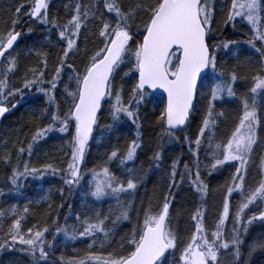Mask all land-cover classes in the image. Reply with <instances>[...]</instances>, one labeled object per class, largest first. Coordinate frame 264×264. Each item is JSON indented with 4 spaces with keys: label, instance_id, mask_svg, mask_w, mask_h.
<instances>
[{
    "label": "snow or ice",
    "instance_id": "obj_1",
    "mask_svg": "<svg viewBox=\"0 0 264 264\" xmlns=\"http://www.w3.org/2000/svg\"><path fill=\"white\" fill-rule=\"evenodd\" d=\"M61 4L63 15L50 12L53 0H13L0 15V118L29 93H38L43 100L32 112L30 135L20 139L21 129L11 151L6 150L8 140L0 137V168L8 173L5 184L10 189L8 193L0 189V197L11 195V190L21 193L28 179L51 173L59 174L70 192L86 186L87 202L83 213L73 214L69 205L63 224L59 209L64 205L49 203L43 226H28L31 201L22 209L0 206V264H5V254L14 252L27 257L28 264H259L256 257L264 258V0H61ZM218 15L224 26L248 27L245 43L258 60L248 57L233 66L219 64L217 53L239 42L216 41ZM36 23L45 27L44 43L21 50L24 28L31 35ZM52 49L57 51L50 68ZM28 59L35 64L25 63ZM244 68L248 71L242 75ZM129 80L135 83L126 93ZM238 84L246 89L239 95ZM232 100L242 107L231 129L219 137L229 119L224 106ZM149 105L154 106L153 125L159 129L151 165L161 167L165 141H185L188 149L183 170L181 158H173L162 181L166 190L154 187L151 193L145 187L148 173L136 166L138 150L144 147L141 112L146 113ZM105 113L110 122L102 125ZM197 117L192 137L178 135ZM124 124L136 131L121 150L112 140H118ZM56 134L62 142L58 151L69 157L66 168L53 163L33 166L29 161L37 148ZM93 144L108 150L104 162L89 169L86 158ZM113 164H118L120 176ZM226 171L224 183L214 189L220 203L209 228L205 205L213 189L203 177ZM185 180L200 201L191 223L182 228L179 217L188 210L174 204L173 189L179 191ZM142 187L144 195L139 198ZM59 191L63 197L64 189ZM234 196L239 203L233 204ZM106 199L115 201L107 214L94 207ZM72 215L74 222L69 223ZM61 234L65 241L87 243L85 254L56 257Z\"/></svg>",
    "mask_w": 264,
    "mask_h": 264
},
{
    "label": "trees",
    "instance_id": "obj_2",
    "mask_svg": "<svg viewBox=\"0 0 264 264\" xmlns=\"http://www.w3.org/2000/svg\"><path fill=\"white\" fill-rule=\"evenodd\" d=\"M13 0H2L0 3V15H5L4 9L11 5ZM60 11V14L63 15V9L61 0H53V6L50 9L51 13H56ZM221 17L217 16V23L215 28L218 29L215 33L216 41L219 42L221 40L224 41H238L236 44L238 46V55L239 60L236 59V56L233 55L234 50H221L217 53L218 62L220 65H228L233 66L238 63H241L248 57H251L253 60H258L259 57L254 54V52L249 48V46L245 43L248 39L249 35L244 31V25L237 24L235 27L228 25L224 26L220 23ZM34 31L31 35H27V27L24 28L25 36L20 45V49L23 50L25 45H39L44 43V32L45 27L38 23L32 24ZM55 39V37H53ZM92 45H89L91 47ZM57 49H52V56L49 57V65L50 68L55 63V53ZM28 64H35L34 59H28L25 61ZM79 63V61L77 62ZM127 70V69H125ZM248 69L244 68L242 75L247 73ZM135 83L134 80H129L125 84L126 93L130 91L132 85ZM238 95L246 91L243 84H238ZM38 93H29L24 97L23 100H19L18 107L16 109H11L7 114L1 128H0V137L8 140V148L6 150H12V142L17 139V134L20 133L21 129H23V134L20 135V139H24L25 135H30L33 131V117L32 112L36 110L39 106L43 104V100L38 99ZM229 112V119L225 125L221 126L220 132L218 133L219 137H223V135L229 131L232 125L235 123L233 117L236 115V112L242 107L238 101L232 100L229 104L224 106ZM145 115L147 119H144ZM155 120L154 114V106L149 105L147 108V112H141V123L143 124V150H138L139 159L136 162L137 168L140 166L143 167L144 171L148 173L146 177L145 187L148 192L151 193L153 188L155 187L157 190H166V186L162 185V181L167 176L170 171V164L173 158H181L180 170H183V163L188 161V149L187 143L185 141H181L179 143H168L164 142V161L160 168H154L150 163V157L153 154V151L158 150L157 144L159 140L157 138V133L159 129L154 127L153 121ZM199 121V117L195 121L190 128H188L184 133H178L181 136H189L192 137L196 131V124ZM110 120L105 113L104 117L101 120V124H107ZM135 127L130 124H124L121 132L119 133V138L117 140L116 137L112 140V145L120 147L121 150L125 148V146L131 141L135 136ZM61 140L59 139V134H56L53 139L49 140L47 143H43L40 147L37 148L36 154L33 155L30 159V163L33 166L40 167L45 163H53L57 168H66L69 157L65 154H62L58 151L59 145L61 144ZM0 150H3V145L0 144ZM107 148L97 147L95 144L90 149V154L86 158V163L89 169L96 167L97 165L102 164L104 153L107 151ZM47 154V155H46ZM23 159L28 160L29 158L25 156ZM200 160L203 163H206L205 153L201 152ZM131 166V163L130 165ZM191 166V164H190ZM111 168L118 176L121 175V171L119 169L118 164L111 165ZM195 171V169H193ZM8 174L5 169L0 168V189H3L4 192L8 193L10 189L5 184V175ZM228 172L226 171L224 175L216 174L212 177L204 176L203 179L205 182L210 184L211 189L213 191L207 197V204L205 207L208 209V214L206 217V223L211 228L214 223V213L217 211V208L220 203V197L218 193L214 191L217 185H221L224 183V180L227 178ZM60 189H64L63 197H61ZM145 188L142 187L139 190V198H143ZM86 186L82 187L79 190L69 191L68 187L65 186L60 178L59 174H51L47 173L43 176V178L36 179H28L24 182V186L21 189V193H16L14 190H11V195L0 197V206L3 208H8L11 205H18L21 209L31 201L32 207V215L28 222V226L32 224L39 223L43 226L44 221L47 219L45 213L48 208V204L52 203L55 206H59L63 204L64 207L59 209L61 224L64 223L63 217L65 215H69V205L72 207V213H83L84 212V204L87 202L85 199ZM173 192L176 193V201L174 204L176 206L184 205L187 208V213L179 217L181 227H186L191 223L190 215L194 211L195 207L199 205L200 197L193 196L192 189H190L189 183L185 180V183L182 187L177 191V189H173ZM47 196L48 199L45 201L43 197ZM39 200L40 203L37 204L36 201ZM239 203V197L234 196L233 204ZM94 207L98 210L103 211L105 214L109 212L110 208H115V201L112 199H106L101 202H97ZM74 222V215L70 216L69 223ZM232 228L231 222L227 224V231L230 233ZM127 231V228L124 229ZM259 233V226H257V232ZM52 236L48 235V240L51 241ZM87 250V243L81 241H65L63 235L57 237V251L55 253L56 257H60L61 255L65 257H70L72 255L78 254L79 256H83ZM5 264L9 260H19L21 264H28V258L23 256L18 252L8 253L2 258ZM256 260L259 261V264H264V258L261 256H257Z\"/></svg>",
    "mask_w": 264,
    "mask_h": 264
},
{
    "label": "rangeland",
    "instance_id": "obj_3",
    "mask_svg": "<svg viewBox=\"0 0 264 264\" xmlns=\"http://www.w3.org/2000/svg\"><path fill=\"white\" fill-rule=\"evenodd\" d=\"M244 31L246 32V33H248V35H250V33H249V29H248V27L247 26H244ZM250 48V47H249ZM231 49H233L234 50V54L233 55H235V56H237L238 55V46L237 45H234ZM251 49V48H250ZM253 52H254V50L253 49H251ZM254 54L255 55H257L255 52H254ZM258 56V55H257Z\"/></svg>",
    "mask_w": 264,
    "mask_h": 264
},
{
    "label": "water",
    "instance_id": "obj_4",
    "mask_svg": "<svg viewBox=\"0 0 264 264\" xmlns=\"http://www.w3.org/2000/svg\"><path fill=\"white\" fill-rule=\"evenodd\" d=\"M7 114L8 113H6L4 117L0 118V128H1V125L3 124V122H4V120H5L6 116H7Z\"/></svg>",
    "mask_w": 264,
    "mask_h": 264
}]
</instances>
